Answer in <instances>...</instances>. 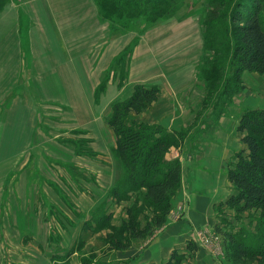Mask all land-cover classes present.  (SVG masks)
Listing matches in <instances>:
<instances>
[{
  "label": "crops",
  "instance_id": "crops-1",
  "mask_svg": "<svg viewBox=\"0 0 264 264\" xmlns=\"http://www.w3.org/2000/svg\"><path fill=\"white\" fill-rule=\"evenodd\" d=\"M136 36L135 31L110 36L107 23L100 19L92 0H9L3 6L0 11V160H9L6 172L10 177L14 170L18 171L21 189L35 188L28 184L31 173L41 171L40 158H47L45 164L51 170L58 161L52 154L56 151L48 144H58L56 136L42 138L38 132V103L55 104L69 111L66 122L73 123L77 135L70 133L72 136L68 138L85 142L87 139V148L94 156L84 151L67 156L78 160L83 170L96 173L99 184L105 188L113 183L114 168L105 161L109 162L106 160L109 151L116 146L115 134L108 123L115 99L128 98L137 84L155 86L157 98L140 112L130 111L126 121L160 124L168 130L194 126L196 112L202 106V91L193 83L196 63L202 54L197 18L172 19L144 31L126 62V76L119 83L112 74V64ZM242 76L244 88L236 94L234 103L240 106L252 98L264 100V74L244 71ZM104 78L103 90L96 96ZM238 118L239 115L234 118L221 115L189 160L186 157L189 153L185 152L180 188L173 199L174 205L179 206L178 219L138 245L137 252L130 256L120 253L115 257L117 264H164L173 248L185 250L188 239L196 241V258L201 264L208 263L203 254L216 261L196 236L202 226L214 229L218 225L214 207L236 192L227 179L226 169L234 153L246 149L236 131ZM72 129L63 131L68 133ZM92 158L99 163H93ZM31 163L34 170L28 168ZM33 198L36 195L26 197L25 204H34ZM66 237L62 235V240L67 241ZM37 247L31 248L32 256L25 254L29 259L20 264H52L45 251ZM71 263L78 264L76 253ZM0 264H5L1 248Z\"/></svg>",
  "mask_w": 264,
  "mask_h": 264
},
{
  "label": "rangeland",
  "instance_id": "rangeland-1",
  "mask_svg": "<svg viewBox=\"0 0 264 264\" xmlns=\"http://www.w3.org/2000/svg\"><path fill=\"white\" fill-rule=\"evenodd\" d=\"M13 1L18 2L19 0ZM234 3L235 0H181L180 4L171 10L169 16H160L156 18L154 23H151L149 26L147 25V27L145 25L150 22L146 23L143 19L133 21L130 26L134 28L133 31L139 33L142 28H145L146 31L164 21L194 16L197 18V23L202 33V25L207 18L210 16L214 18L219 17L222 14H232L235 6ZM260 6L264 8V0H262ZM101 14L104 16V12ZM104 20L109 21L106 16H104ZM22 28L24 29V26ZM234 36L232 34V37ZM228 56H230V53L225 52L224 55L223 50L217 54L214 53V57L223 59V61ZM114 69L117 72L115 74L112 70V74H115V79L123 81L121 73L126 71V56L115 62ZM216 74V78L222 80L224 71L220 70ZM242 81V84H244L243 76ZM193 83L202 91V106L198 113L196 112L197 115L195 114L196 122L194 126L191 125L188 128L182 127L181 131L186 133L182 142L169 147L164 154L166 161L178 159L180 165L184 162L185 152L188 151L189 154L186 157L189 160L190 154L196 153L199 150L205 134L216 127L215 125H217L219 117L223 115H219L217 121L214 122V117L212 116L213 110L210 107H203L204 94L206 93L203 80L197 81L195 76ZM216 84L220 83L216 82ZM212 92L214 93L213 96L216 92L218 93L214 88ZM238 92L234 94L231 104L225 105L226 115L233 118L239 115L238 119H240L241 114L246 108L264 109V100L262 99L255 100L252 98L243 105H236L234 98ZM223 97L224 95L219 97L220 100L217 102H222ZM36 108H38L39 117L37 129L43 135L42 138L47 136L54 138L56 136L55 139L58 144H48L52 150L56 151V153L52 151V154L56 156L58 161L52 162L54 165L53 170H51L49 169V164H45L44 159L47 158H40L39 167H41V171H31L32 180L28 184L29 186H35V188L21 189L22 184L19 181L20 176L18 171L14 170L12 177H10L6 172L10 166L9 160H0V248L5 264H20V261L29 259L25 257V254L32 256L31 248L33 249L37 246L41 251H45L46 256L50 258L52 264H62V261L51 257L53 254L63 255L72 247L75 248V251L68 258L69 264H72L71 257L74 253L77 254L78 264H80L81 258L86 256H91L93 262L104 261L108 264H117L115 262L117 258L115 257L119 256L120 253L130 256L131 253L137 252L138 245L149 240L154 233L167 223H170V221L178 219L179 206L174 205L173 199L178 194L181 180L175 190H172V194L169 195L170 208L164 217V223L154 228L149 234L135 239L131 238L132 240L129 239L130 244L126 248H117L116 243L118 241L122 242V244L127 242L125 239L127 237V230H125L126 226L124 223L133 217L136 218L140 228L144 227L146 221L150 222V219H152V211L156 210V206L150 199H144L146 191L144 187L134 189L128 198L116 199L110 193L109 190L115 182V177L122 175L123 171L121 169L124 167L120 159H117L115 156L113 157L112 150L109 151L108 158H106L109 162H105L114 168L113 183L108 188L101 187L96 173L83 170L82 168L84 167L80 165L81 163L78 160L72 159L75 162L72 163L71 158L67 156L72 152L77 153L78 151L86 153L88 147L87 139L85 142L79 138H68L72 136L71 134L77 135V130L72 129L74 127L73 123L71 121L66 122V119L70 117L69 111L64 107L50 103H38V105L36 104ZM240 111L241 114H239ZM206 117L210 118V121ZM203 124L205 126H202ZM237 124H239V120ZM64 129L72 130L64 133ZM236 131L240 135L244 134L238 131L237 127ZM178 149L183 156L180 152L177 153ZM246 151L247 149H245ZM87 154L92 156V154ZM92 160L94 161L93 163H99L96 158H92ZM230 162H234V157ZM29 166V169L34 170L32 163ZM34 195L37 197L36 199L33 198L36 203L34 202L32 205L25 204V198H32ZM218 204L214 207V211L218 218V225L216 226L220 228V231H217L216 227L213 229L202 226L198 229L199 231L196 236L197 241L203 243L209 249L208 251L214 254V259L218 261L216 263V261L207 258V255L203 254V257L208 260L207 264H264V260L258 256L247 257L240 255L236 248V243H231L223 233V231L235 233L243 228L248 232L252 231L256 225V218L261 214L262 210L253 208L238 212L234 207L229 208L224 203L220 206ZM28 211H30L29 215L27 214ZM101 214L104 218L108 216L107 223L95 220ZM85 223H91V227L88 224L86 226ZM61 234L63 236L67 235V241L62 240ZM72 237L74 238L73 240ZM190 240H192L191 242H196L194 239ZM110 241L113 244H110ZM188 242L189 239L186 241L185 250L173 248L179 253L185 254L181 264H201V261L196 258L198 245L194 251H191L187 248ZM27 243H30V245ZM70 244L71 246H69ZM111 245H113V248L110 247ZM126 264L132 263L127 262Z\"/></svg>",
  "mask_w": 264,
  "mask_h": 264
},
{
  "label": "trees",
  "instance_id": "trees-1",
  "mask_svg": "<svg viewBox=\"0 0 264 264\" xmlns=\"http://www.w3.org/2000/svg\"><path fill=\"white\" fill-rule=\"evenodd\" d=\"M180 1L93 0L100 19L107 23L110 36L133 31L134 28L130 25L138 19L150 22L145 25L147 27L154 23L156 18L169 16ZM7 2L8 0H0V11ZM261 4L262 0H235L232 14H222L215 18L210 16L202 25V54L195 67V76L197 81L204 82L206 93L203 107H210L213 110L214 122L219 115L226 113L225 105L231 104L234 94L244 88L242 84L244 71L264 74V8H261ZM102 12L109 21L104 20ZM144 31L145 28H142L136 33V39L115 59L111 67L115 74L117 73L116 67L114 69L115 62L123 56H126V62L129 60L133 46ZM232 34L235 36L232 37ZM221 50L224 55L225 52L230 53L225 61L214 57V53L217 54ZM220 70L224 71L222 80L216 78V73ZM125 76L126 71L121 73L123 80ZM105 81L104 78L97 88L96 96L103 90ZM119 83H122V80ZM213 88L218 91L214 96ZM157 94V87L137 84L128 98L115 99L111 104L112 114L108 123L116 141L112 153L113 157L120 159L124 169H121L123 171L121 176L115 177L109 191L116 199H120L128 198L134 189L144 187L146 190L144 199H150L156 206V210L152 211V219L150 222L147 220L144 227L140 228L133 217L124 223L127 242L122 244L118 241L117 248H126L130 244L129 239L149 234L164 223V217L170 208L169 195L180 182L179 160L166 161L164 154L169 147L182 142L186 133L181 130H168L160 124L126 121L130 111H141L157 98ZM223 95L222 102H217ZM237 129L244 133L241 135V141L247 151L239 149L234 153V162L228 163L226 176L234 185L236 192L218 205L224 203L229 208L234 207L238 212L253 208L261 209L262 212L256 218V225L252 231L248 232L243 228L235 233L226 231L223 233L231 243H236L240 255L258 256L264 260V109L246 108L240 116ZM86 150V153L90 154L89 149ZM95 220L107 223L108 216L104 218L101 214ZM88 226L91 227V223ZM216 230L220 231V228L216 226ZM191 241L189 240L187 248L194 251L197 244ZM109 243L113 244L112 241ZM110 247L113 248V245ZM74 251L75 248L72 247L63 255L53 254L51 257L62 261V264H69L68 258ZM184 257V253L173 249L164 264H181ZM92 260L91 256L82 257L80 264H108Z\"/></svg>",
  "mask_w": 264,
  "mask_h": 264
}]
</instances>
